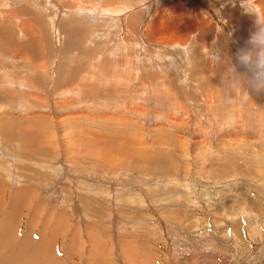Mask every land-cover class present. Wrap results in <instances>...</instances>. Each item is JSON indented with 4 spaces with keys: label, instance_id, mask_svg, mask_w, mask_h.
Masks as SVG:
<instances>
[{
    "label": "rangeland",
    "instance_id": "374dc122",
    "mask_svg": "<svg viewBox=\"0 0 264 264\" xmlns=\"http://www.w3.org/2000/svg\"><path fill=\"white\" fill-rule=\"evenodd\" d=\"M259 30L264 0H0V264H264Z\"/></svg>",
    "mask_w": 264,
    "mask_h": 264
},
{
    "label": "clouds",
    "instance_id": "9594fccd",
    "mask_svg": "<svg viewBox=\"0 0 264 264\" xmlns=\"http://www.w3.org/2000/svg\"><path fill=\"white\" fill-rule=\"evenodd\" d=\"M248 44L255 45L259 48L256 58L253 61L251 55L245 49L238 53V59L242 66L249 68L252 74L246 82V90L257 95L264 93V30L255 31L250 34Z\"/></svg>",
    "mask_w": 264,
    "mask_h": 264
},
{
    "label": "bare ground",
    "instance_id": "6f19581e",
    "mask_svg": "<svg viewBox=\"0 0 264 264\" xmlns=\"http://www.w3.org/2000/svg\"><path fill=\"white\" fill-rule=\"evenodd\" d=\"M14 201V200H13ZM14 204V203H13ZM15 206V205H14ZM12 207V206H11ZM2 249V248H1Z\"/></svg>",
    "mask_w": 264,
    "mask_h": 264
}]
</instances>
